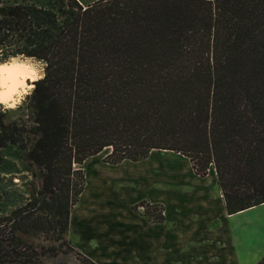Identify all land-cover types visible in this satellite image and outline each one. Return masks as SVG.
I'll return each mask as SVG.
<instances>
[{
  "label": "trees",
  "instance_id": "1",
  "mask_svg": "<svg viewBox=\"0 0 264 264\" xmlns=\"http://www.w3.org/2000/svg\"><path fill=\"white\" fill-rule=\"evenodd\" d=\"M10 55L47 67L0 112V264H99L67 234L107 147L110 164L162 149L214 168L229 214L264 203V0H0ZM132 208L165 221L161 203Z\"/></svg>",
  "mask_w": 264,
  "mask_h": 264
},
{
  "label": "crops",
  "instance_id": "2",
  "mask_svg": "<svg viewBox=\"0 0 264 264\" xmlns=\"http://www.w3.org/2000/svg\"><path fill=\"white\" fill-rule=\"evenodd\" d=\"M80 1L83 4L91 3ZM164 152H174L177 161L165 162ZM149 156L153 163L146 165L151 160ZM149 156L141 163V168L146 173V180L157 181V185H160L157 190H161L164 196L145 198L144 193L143 197H131L126 202V215L119 213L115 217L119 226L113 232L92 224L103 222L107 213L104 212L106 209L99 211L90 205L87 209L88 226L85 230L79 226L81 230L78 231L85 235L84 239L73 232L74 213L77 217L80 214L76 205L69 232L73 235L71 240L83 253L99 264H170L171 260L165 258L164 254L169 252L170 243L174 242L177 243V251L188 248L190 257L194 255L198 258L194 264H257L262 259L264 203L229 214L214 168L202 177L194 171L188 157L181 153L154 149ZM102 158L100 153L87 158L83 168L91 160H95V163L100 160L98 164L103 167H116L131 161L110 164ZM212 169L215 171L214 177L211 175ZM141 200L163 204L165 221L148 220L142 208H139V212L135 211L132 206ZM130 213L135 215V219H128ZM109 234L112 235L106 236ZM85 244L91 250L86 249Z\"/></svg>",
  "mask_w": 264,
  "mask_h": 264
},
{
  "label": "rangeland",
  "instance_id": "3",
  "mask_svg": "<svg viewBox=\"0 0 264 264\" xmlns=\"http://www.w3.org/2000/svg\"><path fill=\"white\" fill-rule=\"evenodd\" d=\"M89 1L92 2L94 0H84V2ZM110 151L111 148L107 147L100 153V156L103 157V161L104 157H106ZM163 157L165 158V162L177 161L176 154L174 152H164ZM151 158L152 157L149 156L148 159ZM146 160L147 158L138 162L126 161L128 162L125 163L127 165L123 163L116 167H103L98 164V161L100 160H98L97 163H95V160H91L86 164V168L84 167L86 169V187L79 202L77 203V209H80V214L77 217L76 212L74 213L73 232L75 236H79L84 239L85 235L79 234L78 231H80L81 228L85 230L88 226L87 209L88 207L90 208V205H93V207L99 211L106 209L104 212L107 213V216L103 222L95 224L90 220L89 223L96 225L100 229L113 232V230L119 226V222L116 223L117 219L115 217L119 213L121 215H126V202L131 197H143L144 193H146V195H144L145 198L164 196V193H162L161 190H157L160 185H157V181L155 179L150 181H148V179L146 180V173L144 169L141 168L143 165L141 163ZM152 163L153 159L146 163V165H151ZM157 172L160 174V171ZM211 175L212 177L215 176L214 169L211 170ZM16 181H19V179L17 178ZM17 184L18 185L16 186H9V188L13 191H17V193H15L16 197L18 194L20 195L25 188V184H23L22 181ZM162 185L163 183L161 184V188ZM128 219H135V215L130 213ZM79 226H81V228H79ZM92 235L95 236L94 233ZM111 235L112 234L106 236ZM67 237L71 240L73 235L68 232ZM40 241L41 240H38L37 242L40 243ZM89 243L93 246L90 239ZM170 245L171 251L169 250L167 254H164L165 258L171 260L170 264H194V262L198 259L194 255L190 257L188 248L177 251V243L171 242ZM85 248H89L88 250H91L86 244ZM79 259L78 252L73 250L68 254H60V257L50 260L59 264H82Z\"/></svg>",
  "mask_w": 264,
  "mask_h": 264
},
{
  "label": "clouds",
  "instance_id": "4",
  "mask_svg": "<svg viewBox=\"0 0 264 264\" xmlns=\"http://www.w3.org/2000/svg\"><path fill=\"white\" fill-rule=\"evenodd\" d=\"M47 65L35 57L8 56L0 60V112L17 110L46 78Z\"/></svg>",
  "mask_w": 264,
  "mask_h": 264
}]
</instances>
